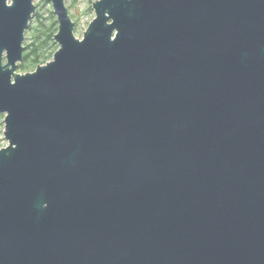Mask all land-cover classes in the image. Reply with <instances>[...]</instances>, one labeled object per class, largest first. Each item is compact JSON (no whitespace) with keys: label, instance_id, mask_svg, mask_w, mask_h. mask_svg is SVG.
<instances>
[{"label":"water","instance_id":"1","mask_svg":"<svg viewBox=\"0 0 264 264\" xmlns=\"http://www.w3.org/2000/svg\"><path fill=\"white\" fill-rule=\"evenodd\" d=\"M46 1L20 74L0 0V264H264V0H98L82 39Z\"/></svg>","mask_w":264,"mask_h":264},{"label":"rangeland","instance_id":"2","mask_svg":"<svg viewBox=\"0 0 264 264\" xmlns=\"http://www.w3.org/2000/svg\"><path fill=\"white\" fill-rule=\"evenodd\" d=\"M98 0H64L65 7L68 11V15L73 23H75L74 35L78 39H82L83 30L85 31L91 21L94 19V11L92 9V4ZM46 0H34L33 4L35 5V13H38L40 18L37 22L30 21L27 30L24 33V42L23 47L31 43L30 34L28 33L29 27H36L39 32L43 35H48L49 30H47L50 25L55 22V29L57 31V21L56 16L53 13L51 4ZM34 13V14H35ZM33 14V16H34ZM58 48V45L53 41V38L50 42L47 43L46 54L45 56L51 55L50 60L52 59L53 53ZM5 62V59L3 60ZM36 67L30 66L24 71L17 68V73H31L35 70ZM3 118L4 114H0V149L5 148L8 145V142L3 137Z\"/></svg>","mask_w":264,"mask_h":264},{"label":"trees","instance_id":"3","mask_svg":"<svg viewBox=\"0 0 264 264\" xmlns=\"http://www.w3.org/2000/svg\"><path fill=\"white\" fill-rule=\"evenodd\" d=\"M33 18V22H37L40 16L35 13ZM47 30H49L48 35H43L36 27H29L28 33L30 34L31 43L24 47L23 61L18 65L20 71H24L30 66L37 67L50 61L51 55L45 56V54L47 43L51 41L56 33L55 22Z\"/></svg>","mask_w":264,"mask_h":264}]
</instances>
